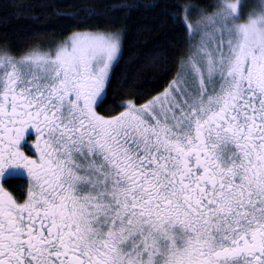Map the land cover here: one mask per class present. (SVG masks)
<instances>
[{"label":"snow or ice","instance_id":"snow-or-ice-1","mask_svg":"<svg viewBox=\"0 0 264 264\" xmlns=\"http://www.w3.org/2000/svg\"><path fill=\"white\" fill-rule=\"evenodd\" d=\"M144 7L0 42V264H264V0Z\"/></svg>","mask_w":264,"mask_h":264},{"label":"trees","instance_id":"trees-1","mask_svg":"<svg viewBox=\"0 0 264 264\" xmlns=\"http://www.w3.org/2000/svg\"><path fill=\"white\" fill-rule=\"evenodd\" d=\"M173 0H0V42L8 41L13 48H18L26 33H30L37 25H43V36L45 41L58 38L66 34V21L55 15L57 12H71L92 8L99 16H93L88 23H97L108 19L117 26L128 29L129 40L133 46L126 50L125 61L128 56L143 53L158 44H164L170 36L168 29L160 24L161 17L158 13L160 7L155 9L144 5L159 3H172ZM203 6L210 4L212 0H198ZM121 3L138 4L132 10H121L117 6ZM31 9V11H29ZM21 15H17V13ZM38 17L39 19H33ZM121 67H124L122 64ZM144 76L148 80L159 81L161 74L152 70H146ZM117 102L119 94L111 93Z\"/></svg>","mask_w":264,"mask_h":264}]
</instances>
